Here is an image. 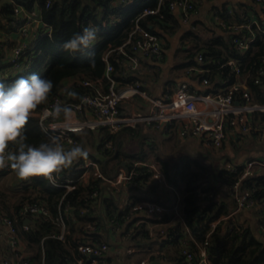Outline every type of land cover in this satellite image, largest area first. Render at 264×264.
<instances>
[{"label":"trees","instance_id":"1","mask_svg":"<svg viewBox=\"0 0 264 264\" xmlns=\"http://www.w3.org/2000/svg\"><path fill=\"white\" fill-rule=\"evenodd\" d=\"M169 1L171 0H163L158 14L141 16L145 8H156L159 0H124V2L117 0H0L1 30H8L14 20V4L23 7L26 12H39L43 21V24L38 26L32 43L28 42V47L24 49L19 60L22 66L21 70L8 79L40 72L55 82L51 100L65 81L71 78L89 81L101 79L105 70L103 59L105 51L109 47L113 49L125 42L137 18L140 26L149 29L163 40H165V34L173 35L178 32L179 24L169 9ZM191 1L194 7L191 10L193 16L201 0ZM259 4L262 6L264 14V4ZM247 9L249 8L247 7ZM214 11L215 15L227 25L251 24L250 30L255 35L254 40L249 43L247 51L241 52L234 40L242 35L248 36V29L237 32L232 28H220L224 34L212 32L213 35L206 39H201L192 30L185 31L181 35L187 48L185 51L187 55L184 59H187L188 62L184 66L203 70L199 75L202 80L208 81L206 92H215L234 82L239 76L244 79L245 86L251 91L253 101L257 104H264V77L259 74V70L264 69V18L258 17L256 23H252L245 9L238 12L235 9L229 11V9L215 8ZM88 24H95L99 27L98 42L89 49L88 53L72 56L65 52L61 47L62 43L73 32L81 30ZM124 49L126 53H130L129 46H125ZM198 54L202 56L201 63L196 59ZM6 55L7 50L0 48V63L5 61L4 58L7 61ZM90 58L94 60V63L89 62ZM123 58V55L115 50L109 55V61L113 65V78H119L122 63H124ZM229 59L236 60L238 73L226 64ZM258 76L260 80L256 83ZM107 86L108 82L103 79L101 88L106 90ZM69 88L78 92L80 96L91 91L90 87L77 84H73ZM236 97H239V93H236ZM68 99L77 101L76 98ZM250 120L251 125L264 130V112H253ZM260 130H251L253 137L257 138ZM40 135L38 122L35 118L30 124L29 136L31 139H37ZM75 136L78 143L83 142L88 147L89 157L99 163L103 175L112 179L121 168H130L132 161L147 159L150 153L157 155V150L161 152L160 149H163V143L157 144L154 141L157 134L151 133L143 126L137 128L124 126L115 133H110L106 128L85 129ZM107 140L112 142V148L105 147L104 144ZM132 140H135V145H137V149L134 151L127 148V143ZM178 142L177 140L176 143L179 147ZM176 151L173 153L175 154ZM202 156V154H197L194 157L179 156L174 163L155 158L159 160L160 168L168 182L180 194L179 211L183 221L175 219L172 211L160 216H144L141 218L142 222L134 227L128 239L129 245L127 244L125 249L131 246L139 249L146 248L145 253H147L155 246L159 250V258L166 261L167 264H184L182 249L185 246H182L181 239H184L185 236V226L200 242L210 229L212 221L220 216L228 215L234 210L235 202L232 195L229 193V197H231L229 201L226 198L217 201L216 191L211 182L217 180L229 188L230 184L237 180L242 170L241 165L236 166L235 172L224 166L211 167L202 162L206 159V156H203V160L200 159ZM77 166L78 164L71 170L61 173L59 178L62 180L77 179L81 172ZM7 171L8 168L0 170V176L6 174ZM202 182L206 183L208 189L215 192V199H206L208 203L204 206L199 203L196 195V190ZM125 186L128 188L126 190L128 192H124L123 187ZM125 186L114 188L100 178L91 177L87 182L75 181V188L65 196L64 202H69L74 206V214L77 216L81 209H86L85 214L79 218L81 222L78 226L81 225L82 218L92 223L96 230L90 234L93 237V242L97 243L102 240L101 233L108 230V223L111 220L112 224H115V221L124 223V217L129 214L130 206L127 203L129 200L135 202L149 197L150 200L161 202L159 196L164 189L154 184L145 169L141 168L135 184ZM244 188H254L257 206L251 211H254L257 216L256 223H264V168L255 169L254 175L244 180L242 189ZM94 190L97 191V196L93 199L89 194ZM131 191H134V194H131ZM63 192L64 188L54 187L42 176L24 179L19 194L12 195L0 188V211L15 219L17 233L29 252V264H41L40 242L44 237L45 264H70L73 257L79 254L76 246L78 239L74 238L73 233L77 237L78 233H82V227L74 228V225L70 224L71 234L65 242H60L57 239L46 237L54 228L40 215L35 217L33 214H26L32 223L28 224V230H24L22 226V218L19 213L22 206L38 203L41 200L48 204L53 214H56L57 205ZM148 221L165 223L163 225L164 234L152 233L155 230L150 231L147 228ZM229 222L233 224L231 228H229ZM125 227L128 228L127 225ZM187 246V249L193 248V244L190 242L187 243ZM207 251L212 261L211 264H264V241L255 234L251 222L248 223L247 220L240 219L239 214L234 215L233 220L230 218L229 221L218 222L209 235ZM124 254L120 259V264H127L123 261H127L133 252L125 251Z\"/></svg>","mask_w":264,"mask_h":264},{"label":"built area","instance_id":"2","mask_svg":"<svg viewBox=\"0 0 264 264\" xmlns=\"http://www.w3.org/2000/svg\"><path fill=\"white\" fill-rule=\"evenodd\" d=\"M117 1L124 2V0ZM252 1L264 4V0ZM162 3L163 0H159L156 8H145L141 16L158 14ZM193 8L191 0L169 1V9L172 12L174 10L179 12L180 22L183 25L190 22ZM13 11L15 18L9 25V29H0V48L7 50L6 62H8L7 65L0 63V76L7 78H11L21 70L22 66L19 60L24 53V49L28 47V42L31 44L33 41H22L21 39V41L17 42L14 39V34H18L20 38L24 37L31 26L37 25L38 27L43 24L42 18L37 11L26 12L23 7L17 4H14ZM213 17L220 28H232L237 32H243L248 29V36L242 35L234 40L241 52L248 50L249 43L255 38L254 33L250 30L251 24L227 25L215 13ZM252 23H256V21H252ZM164 44L165 42L161 37L140 26L137 18L125 42L113 49L109 47L105 51L103 55L105 70L101 79L89 81L71 78L65 81L51 102L59 99L70 100L65 97L63 90L73 84L91 88L90 92L80 96V99L85 100L86 103L81 104L79 100L71 101L74 105H77L78 119L82 121V124L77 125L75 129L63 137L65 143H78L75 135H79L85 129L98 130L106 128L110 133H115L124 126L135 128L144 124L156 131L167 133L176 129L180 136L200 137L203 146L208 150H213L222 147L226 138V127L230 126V129L233 130L235 126H238L243 132L260 130L258 126L251 125L250 118L255 111L264 112V104H257L253 101L251 91L242 80L236 79L215 92L203 93L195 92L189 87L188 83L181 82L174 90H167L160 96L151 95L141 77L143 61L145 59L162 60L164 57ZM125 46H129V54L126 53ZM113 50L121 53L124 57V63H122V70L118 79L113 78V65L109 61V55ZM196 58L199 63L202 62L200 54ZM226 64L231 66L236 73L239 72L236 60L229 59ZM190 70L203 72L202 69L197 68H190ZM259 74L264 77L263 68L259 70ZM103 79L108 82L106 90L101 88ZM259 80L258 76L255 82L257 83ZM202 83L208 85L206 79H203ZM236 93H239L238 98ZM132 98H137L141 104L134 106V109L122 112L120 109L121 104ZM36 119L39 124V115ZM257 138L262 142L263 156L261 158H251L243 164L241 163L242 170L237 180L230 184L228 188L235 202L234 210L230 214L220 216L212 221L210 229L200 242L194 238L190 230L185 226V236L184 239H181L182 246H185L182 249L184 264H211L212 261L207 251L208 238L218 222L229 221L230 218L233 220V216L243 210H254L256 208L257 201L254 196V188L242 189V186L246 178L254 175L255 169L264 168V130H260ZM104 145L106 148H112V142L109 140ZM237 165L232 161H225L223 166L235 172ZM77 167L81 171L77 179L62 180V178L58 177L55 184L49 181L54 187L64 188L63 195L57 205L56 214H53L48 204L41 202V200L38 203L26 204L19 209L22 219L27 216L26 214H33L35 216L40 215L43 220L49 222L54 229L46 237L57 239L60 242H65L71 234L70 224H73L74 228L82 227L83 231L78 233L77 237L73 233L74 238L78 239L76 246L79 254L73 257L70 264H120L119 261L125 251L132 253L137 250L134 246L126 249L125 246L128 244V239L134 227L142 222L141 218L144 216L150 217L172 211L175 219L183 221L179 211L180 194L168 182L160 168L159 160L152 158L134 160L130 168H121L113 179L105 177L100 170L99 163L91 157H88L87 162L79 163ZM141 168L148 172L154 184L164 190H170L172 197L164 202L150 199L135 202L129 200L127 202L130 206L129 214L125 217L123 216L125 219L124 223L115 221V224H112L113 221L111 220L108 223V230L105 233L100 232L102 240L97 243L93 242V237L90 234L96 230L92 223L82 218V223L78 226L81 222L79 218L85 214L86 209H81L79 216H77L74 214V206L69 202H64L65 196L75 188V181L87 182L91 177L100 178L114 188L135 184ZM89 195L94 199L97 196V191L94 190ZM196 195L198 201L215 199V192L208 189L205 182H202L197 188ZM154 223L153 221L146 223L150 231H154L152 229L155 225ZM126 225L128 228L125 227ZM22 226L24 230L29 228L28 225ZM232 226L233 224L229 222V228ZM257 228L264 232V223H257ZM152 233L155 234V232ZM157 234H164L163 227L159 228ZM44 239L45 237L40 242L41 264H45ZM188 242L193 244L192 249H187ZM159 254L158 251H147L135 264H161ZM0 264H29V252L17 233L15 219L10 218L2 211H0Z\"/></svg>","mask_w":264,"mask_h":264},{"label":"clouds","instance_id":"3","mask_svg":"<svg viewBox=\"0 0 264 264\" xmlns=\"http://www.w3.org/2000/svg\"><path fill=\"white\" fill-rule=\"evenodd\" d=\"M99 38V27L88 24L73 32L61 47L72 56L84 54ZM54 88L55 82L40 72L11 80L0 76V170L10 168L21 179L42 176L55 184L61 173L87 162L89 149L83 142L65 143L63 139L82 124L77 105L64 99L51 102ZM63 94L86 103L71 88H65ZM38 109L42 111L38 113ZM38 115L41 135L31 139L29 127Z\"/></svg>","mask_w":264,"mask_h":264},{"label":"crops","instance_id":"4","mask_svg":"<svg viewBox=\"0 0 264 264\" xmlns=\"http://www.w3.org/2000/svg\"><path fill=\"white\" fill-rule=\"evenodd\" d=\"M247 7L249 9H247ZM215 8L217 9H235L239 11H242L243 9L247 10V14L249 15L250 21H257V18H264V14L262 11V6L259 3H256L252 0H201L199 6L197 7V10L193 14L190 22L188 24H181L180 22V14L177 10L173 11V15L175 16L176 20L179 24V30L176 34L168 35L165 34V44L163 46L164 48V57L162 60L156 61V60H144L142 71H141V77L143 78L145 82V86L149 93L153 96H160L163 92L167 90H174L178 84L181 82L188 83L189 87L199 93L206 92L207 86L202 83V79L199 74L202 72L193 71L190 70V67L184 66V64L187 61V59H184L186 57L187 53L185 41L184 39H181V35L188 30L195 31V33L201 37V35H205L204 37L209 38L213 35L212 32L224 34V31L220 29V27L217 26L216 22L214 21V13ZM242 9V10H241ZM37 25L31 26L24 37H21L18 34H14L15 41H25V40H33L35 38L36 32H37ZM197 59V58H196ZM3 61V64L6 65V59ZM183 65V66H180ZM199 69V68H197ZM238 80L244 81L243 78L237 76ZM245 82V81H244ZM141 102L137 98H132L124 103L121 104L120 109L122 112L129 111L131 109H134V106L140 105ZM136 108V107H135ZM143 126L145 129H147L150 132L156 131L148 126L141 124L138 125ZM153 130V131H152ZM168 133V132H167ZM166 132L157 131V134H160L161 137L169 138L173 136L176 141L178 140V145L180 151L185 150H196V154H202L200 151H202V148H205L202 144V141L200 137H194V136H180L177 132V130H173L172 132L167 134ZM172 133V134H171ZM192 147V149H191ZM239 148L240 151L237 153L235 152V148ZM224 148V149H223ZM225 150V160H222V162L216 166H223L224 162L229 159L234 164H243L246 160L253 159V158H261L263 156V145L262 142L258 140V138L253 137L251 132H243L238 126H235V128L232 130L230 127H226V138L221 148L214 149L215 151L218 150ZM208 150V149H206ZM183 152V151H182ZM231 153H235L236 157L234 160H231L228 155H232ZM150 156L148 158H153V155L150 153ZM147 158V157H146ZM223 159V157H222ZM15 175L14 172L8 168V171L6 173V177L4 180V187L2 188L3 191L10 193V194H19L22 188V185L24 183V179L18 178L15 176L14 181H12V176ZM4 176V175H3ZM2 176H0L1 178ZM216 182V183H215ZM211 185L214 187V190L216 191V199L217 201H222L226 198V200H231L229 197V190L228 186L226 184H220L217 180H214V182H211ZM12 188H15L13 191ZM124 192L128 188L123 187ZM135 191V190H134ZM131 191V194H134ZM139 192V191H135ZM165 192V193H164ZM161 194L159 197H162L161 202H164L171 198L172 193L170 190H164L161 191ZM141 196V195H140ZM145 196V195H144ZM149 198V197H148ZM145 198V199H148ZM144 199V198H143ZM201 205H206L208 201L206 199H202L199 201ZM123 205V203H121ZM102 208V207H101ZM240 219H251L255 220L257 219V216H255L254 211L251 210H243L240 213ZM249 215V218H248ZM253 215V216H252ZM160 216V215H158ZM37 217V216H35ZM28 217H25L22 219L23 225H28L29 223H32L29 219L28 222H24ZM155 222V221H154ZM252 224V221H250ZM168 224V222H166ZM155 225L152 229L155 230V234H157L159 228H162L165 223H159L155 222ZM166 224V227H167ZM29 226V225H28ZM164 228V227H163ZM254 231V229H253ZM255 234L259 237L260 240L264 241V232H261L258 228H256V231H254ZM154 248V251H159L157 247ZM168 249L170 247L168 246ZM146 248L139 249L133 254H131L127 261L124 260L123 263L127 264H134L138 262L142 256L145 255ZM11 253V252H10ZM161 264H167L166 261L161 262ZM121 260L119 261V263Z\"/></svg>","mask_w":264,"mask_h":264},{"label":"rangeland","instance_id":"5","mask_svg":"<svg viewBox=\"0 0 264 264\" xmlns=\"http://www.w3.org/2000/svg\"><path fill=\"white\" fill-rule=\"evenodd\" d=\"M194 33H195V31H194ZM206 36V34L205 35H201V39H205L204 37ZM138 127V126H137ZM136 127V128H137ZM153 131V130H152ZM151 133H153V134H157V131H153V132H151ZM154 141L155 142H157V144L158 143H163V149H160L161 150V152L160 151H158L157 150V155L156 154H154L153 155V158L155 159V158H159L160 160L161 159H165V160H167L169 163H174L177 159H178V157L179 156H184V155H189V156H191V157H194V156H197V154H196V150H190V151H185V150H182V151H180V150H178L177 148H180V147H178L177 146V143H176V139L173 137V136H171V137H167V138H164V137H161L160 136V134H157V136H155V138H154ZM136 144V141L135 140H132V141H129L128 143H127V148H128V150H130V151H134V150H136L137 149V145H135ZM239 148L240 147H238V148H235V152L237 153L238 151H240L239 150ZM191 149H192V147H191ZM224 149V148H223ZM222 149V151L219 149L218 151H215L214 149L213 150H206V148H202V151H200L201 153H202V155L203 156H206V159H205V161H202L204 164H206V165H210L211 167H214L215 165H218V164H220L221 162H222V160H225V155L226 154H228V153H226V151L225 150H223ZM241 149V148H240ZM175 150H177L176 151V153L174 154L173 152H175ZM226 153V154H225ZM232 155H228V157L231 159V160H234V158L236 157V154L235 153H231ZM169 155V156H168ZM200 157V159H202L203 160V158L204 157ZM222 157H223V159H222ZM209 163V164H208ZM211 163V164H210ZM6 174H4V176H2L1 178H0V188L2 189L3 187H4V180H5V178H7L6 176H5ZM14 179H15V175H13L12 176V181H14ZM214 182V181H213ZM216 183V182H215ZM15 188H12L11 190L13 191ZM12 195H15V193H13ZM161 195H163V194H161ZM156 196V195H155ZM172 197V196H171ZM159 199H162V197H159ZM241 213V212H240ZM240 213H238L239 214V216H241L240 215ZM253 216V215H252ZM248 218H249V215H248ZM250 221H252V224H251V227H252V229H254V231H256V228H257V223H256V221L253 219V220H249V219H247V222L248 223H250ZM123 255H125V254H123Z\"/></svg>","mask_w":264,"mask_h":264},{"label":"water","instance_id":"6","mask_svg":"<svg viewBox=\"0 0 264 264\" xmlns=\"http://www.w3.org/2000/svg\"><path fill=\"white\" fill-rule=\"evenodd\" d=\"M28 221H29L28 218L26 220H24L25 223L28 222Z\"/></svg>","mask_w":264,"mask_h":264}]
</instances>
